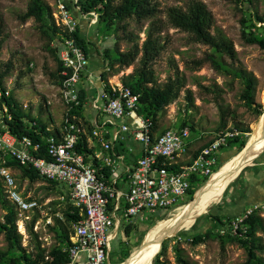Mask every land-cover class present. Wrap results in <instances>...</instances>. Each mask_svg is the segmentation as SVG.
Instances as JSON below:
<instances>
[{
	"label": "rangeland",
	"instance_id": "1",
	"mask_svg": "<svg viewBox=\"0 0 264 264\" xmlns=\"http://www.w3.org/2000/svg\"><path fill=\"white\" fill-rule=\"evenodd\" d=\"M45 1L53 10L52 0ZM119 1L114 0L115 3ZM155 1L159 9L157 17L162 22L158 36L163 44V49L152 65L156 82L163 84L169 76H174L176 70L185 78V87L178 98L158 112L156 132L159 133L166 128H179V124L184 121L190 126L192 145L198 148L215 137L218 132L227 128H234L241 132L247 128L250 131L242 133L239 141L231 142L236 151L229 157L222 159L220 152L217 153L218 161L213 167L216 171L207 178L205 183L201 181L193 186L195 191L191 197L185 194L178 203L169 208L157 209L152 213L144 211L142 215L131 217L128 223L132 227L128 235L123 230L126 223H124L121 212H118L121 222L116 234L109 240V252L105 264H131L148 244L161 221H173L181 211L189 209L192 204L203 198L214 177L223 171L240 151H238L240 143L245 141L246 144L253 131L252 127L258 125L264 116L263 112L258 114L255 107L260 103L264 110V48L258 43L247 41L251 35L264 36V29H257V26L261 24L256 19L257 15H264V0H202L213 15L211 31L228 37L236 50V58L231 60L222 56V64H226L229 69L231 66L244 68L257 78L251 106L246 104V100L241 97L243 89L241 80L229 71L218 72L214 69L207 57L211 50L206 45L193 41L187 32L166 23L165 9L170 6L183 5L187 0ZM28 2L29 0H0V20L3 31L0 73L4 72L8 64L10 65L9 71L2 77V87L9 91L22 111L30 115V118L50 126L59 124L62 115V107L55 97L59 85L57 81L59 53L56 52L52 34L43 31L34 18L22 17ZM77 13L78 15L74 14L78 21L83 19L88 21L84 37L90 42L88 48L91 58L96 49L101 53L108 49L113 58L115 46L122 51L128 50L135 43L140 46L145 39V30L150 21V19L137 21L134 18H126L111 28H106L105 24L98 22L93 15L83 16ZM91 18L95 22L89 23ZM253 22L256 23V27H252ZM123 25L125 29L122 28ZM197 60L201 61V65L195 68L194 62ZM137 65L138 59L129 67L109 74L108 79L122 82V77L130 74ZM108 68L106 67L105 70L112 72V69ZM117 68V65H114V69ZM99 71H102L101 63L92 65L89 62L84 72L89 76L83 75V82L87 84L90 81L94 82L95 85H90L94 96L102 89L98 78ZM186 88L192 91L193 96V103L189 107H187L185 98ZM47 100H51V104L48 105ZM221 110H224L225 114L226 124L224 126L220 121ZM4 111L0 107V125L3 122ZM125 122L129 123V120L125 119ZM261 140L264 142V133L252 143V151ZM134 145L139 144L134 143ZM262 149L264 150V147ZM249 157L245 165L232 171L224 183L216 189L211 201L198 209L196 214L189 215L184 220L182 228L161 233L151 264L163 242L166 245V255L163 260L167 264H179L176 259L175 246L182 248L184 257L194 264H247L245 248L232 237L239 234L230 230L221 234L220 229L231 223L235 217L241 216L246 208L252 206H247L238 213L233 211V203L240 191L245 192V187L246 190H251L252 194L254 191L260 192L264 197V189H262L264 180L260 173L256 174L258 167L251 166L252 160ZM258 159L259 157L254 159L253 164ZM12 172L20 190L26 196L34 197L41 204L40 210L29 212L25 226L33 214L38 212L33 230L38 236L40 246L48 249L57 245L59 238L54 229L55 218L58 217L65 224L69 235L71 232V224L64 216H61L65 203L59 200L60 193L57 189L62 190V188L57 186L51 189L49 182L42 179L30 182L22 177L20 169L16 167L12 168ZM251 176L252 180L249 181L248 177ZM242 185L243 188H241ZM122 187L125 189L126 184L123 183ZM257 204H263L257 212L264 220V202ZM221 205L226 206L227 208H224L229 213L222 209L218 212L217 209ZM4 213L5 210L0 203V221L3 220ZM18 232L22 234V246L29 252L34 250L35 242L28 235L26 228L23 232ZM180 232H183L182 236L177 235ZM195 234H201L202 240L194 243L191 237ZM258 234L264 239L263 233ZM7 250L8 244L4 233L0 232V262H2V254ZM261 255L264 257V254Z\"/></svg>",
	"mask_w": 264,
	"mask_h": 264
},
{
	"label": "built area",
	"instance_id": "2",
	"mask_svg": "<svg viewBox=\"0 0 264 264\" xmlns=\"http://www.w3.org/2000/svg\"><path fill=\"white\" fill-rule=\"evenodd\" d=\"M51 5L55 24L67 32L59 49L60 82L55 95L63 107L61 124L46 125L50 134L44 137L43 155H40L42 142L27 135L17 137L1 124L0 181L6 198L16 208V227L20 232L24 231L29 212L40 210L41 204L20 190L7 159L30 166L41 177L56 182L63 191L59 200L69 201L79 210V218L71 223L69 244L64 248L68 260L62 264H105L109 240L116 234L112 230L121 222L118 212L124 223L129 224L131 217L144 211L152 213L175 205L187 194L195 178L209 177L214 172L218 151L245 132L234 128L222 130L189 161L183 162L181 158L187 154L191 140L189 126L155 132L152 119L138 112L140 94L122 82L101 80L99 75L102 89L94 97L93 105L103 120L86 129L79 115L72 112L82 105L80 88L83 75L89 76L84 72L90 57L72 35L78 28L74 13L93 15L95 19L97 14L82 13L76 0H71V4L52 0ZM92 22L95 20L91 18L89 23ZM4 94L9 95V91ZM51 102L47 100L48 105ZM2 109L9 118L5 105ZM111 126L116 130L110 135ZM82 136L90 151L77 149ZM130 137L141 143L142 154L119 174L116 159H122L123 154L115 153V146ZM127 150L132 148L129 146ZM120 182L126 184L125 189ZM262 206L254 204L246 208L241 216L222 226L220 233L230 230L241 235L246 229L245 218Z\"/></svg>",
	"mask_w": 264,
	"mask_h": 264
},
{
	"label": "trees",
	"instance_id": "3",
	"mask_svg": "<svg viewBox=\"0 0 264 264\" xmlns=\"http://www.w3.org/2000/svg\"><path fill=\"white\" fill-rule=\"evenodd\" d=\"M76 5L80 11L84 14L94 11L97 13V21L104 23L106 28H111L116 23L121 22L126 18H134L137 21L150 19L149 24L145 30V39L138 46L137 43L133 44L128 50L122 51L118 47H114L113 58L109 53V50H104L101 53L96 49L97 54L101 58L102 71L99 72L101 80H107L109 74L118 72L123 68H127L138 59V65L127 76L122 77L124 85L129 86L134 92L140 94L138 112L146 117L150 116L153 122V129L156 132L158 112L163 110L166 105L174 101L180 95L181 90L185 87V78L182 74L176 70L174 76H169L168 80L163 84H158L155 79L153 62L163 49V44L160 42L158 31L161 29L162 22L158 19L157 13L159 11L158 4L155 0H120L115 3L114 0H76ZM166 23L174 28H178L187 32L191 39L195 42L206 45L211 53L207 55L212 63L214 69L218 72L229 71L235 77L241 80L243 89L241 92L242 99L246 100V104L251 106L253 104V95L255 92V84L257 78L250 72L241 67H229L226 64H222L221 57L226 56L231 60L236 58V50L233 42L222 33H213L211 28L213 26V15L208 9L207 5L202 0H187L183 5L170 6L165 9ZM23 18H34L43 31H48L53 36V42L56 45V52L59 53L60 44L63 38L67 36V32L55 24L52 16V9L45 0H29L26 11L22 14ZM258 23H264V15L256 16ZM252 27H256V23L253 22ZM125 29L124 25L122 26ZM257 29H264V24L257 26ZM2 21L0 20V49L3 43L2 35ZM84 51L89 55L90 49L88 42L83 36H81L79 28L72 34ZM250 43H258L264 48V36L251 35L247 38ZM59 59V58H58ZM57 68V81L60 82L59 70L61 69V61L58 60ZM195 68L201 65V61L194 62ZM114 65H117V69H114ZM108 69H112V72H107ZM10 65L8 64L4 72L0 73V107L6 106V115L3 116L2 124L7 129L16 135L21 137L22 135L30 136L33 140L42 142V149L40 155L44 154L43 140L44 137L50 132L45 130L46 124L38 120H33L30 115L24 113L16 100L9 94L5 95V89L2 87V77L9 71ZM81 100L82 94L80 93ZM185 98L187 100V107L192 105L193 96L192 91L188 88L185 89ZM256 111L258 114L263 112L261 104H257ZM82 105L73 109L72 112L80 114ZM220 121L223 126L226 124L224 110L220 111ZM50 119V117H49ZM35 122V124H33ZM186 126L183 121L179 124V127ZM189 126V125H187ZM190 128V126H189ZM250 130H242V132H249ZM240 138H236L235 141H239ZM245 145V141L240 143L241 150ZM77 149L80 151H90L87 149V143L85 136L77 143ZM12 168H19L23 178L28 179L30 182H34L38 179L49 182V188L54 189L59 185L56 182L48 181L41 177L35 169L27 165H20L18 162L7 159L6 162ZM216 171V170H214ZM207 177L195 178L192 181L191 187L187 194L191 197L194 194L195 186L197 183H205ZM58 193H62V190H58ZM0 203L5 210L3 220L0 221V232L4 233L5 239L8 244V250L2 254V262L0 264H62L68 260L67 252L64 250L69 244V233L65 224L57 217L55 218V231L58 233V244L46 249L40 246V242L37 240V234L33 230L34 223L38 217V212L34 213L31 220L26 224L25 228L28 235L32 238L34 243V250L27 251L21 244V237L16 227V208L14 204L6 198L3 190V186L0 181ZM65 208L61 216H64L66 220L71 224L74 220L79 218V210L71 204L69 201H64ZM244 223L246 225L245 232L241 235L232 236L247 252V264H264V220L262 216L257 212H253L245 218ZM132 225L126 224L124 231L128 235ZM182 236L183 232L177 234ZM194 243L202 240L201 234H195L191 237ZM176 259L179 264H194L190 260L184 257L182 248L175 246ZM166 255V245L163 242L160 250L155 255L152 264H167L163 257Z\"/></svg>",
	"mask_w": 264,
	"mask_h": 264
},
{
	"label": "crops",
	"instance_id": "4",
	"mask_svg": "<svg viewBox=\"0 0 264 264\" xmlns=\"http://www.w3.org/2000/svg\"><path fill=\"white\" fill-rule=\"evenodd\" d=\"M69 1L66 0V2L68 4H71V1L70 2ZM76 15H78V13H76ZM87 22L88 21H86L85 19L78 21V28H79L81 36H83V37H84V34H85L86 23ZM92 55H93L92 58L89 57V62L92 65L100 64L101 63L100 62L101 58H100V55L97 54V51H94V53ZM93 83L94 82H91V81L88 84L83 82V84H82V86L80 88V93L82 94L83 100H82V109L80 110V114H79V120H80V122H82L84 124V126L88 130L90 129L91 126L94 125L95 122L100 123L103 120V116H101V114H99V111L93 105V100H94L95 96L93 95L92 87L90 86V85H95ZM59 105L61 106V104H59ZM62 114H63V107H62ZM61 118H62V115H61ZM60 124H61V122L59 124H55V126L59 127ZM115 130H116V128L114 126L109 127V134L111 135ZM134 143H138L139 145L135 146ZM206 143H208V142H206ZM192 144H193V140H190L189 147H188V152H187V154L185 156H182L181 161H183V162L189 161L191 159V157H193L195 155V151L200 148V147L194 148V146ZM205 144H203V145H205ZM231 144L232 143H230L227 147H225V148L221 149L220 151H218V152H220V156H221L222 159H226L231 154H233V152L236 151L235 149H233L234 147H232ZM129 146L132 148L131 151L127 150V148ZM263 147H264V142L261 140L254 147V150L251 151L250 157H251V160H252L251 166L258 167V170L256 171L257 172L256 174L258 175V173H260L262 179L264 180V150H262L258 154V156L254 157ZM115 153L120 154V155L123 154V158L122 159H118V158L116 159L117 163H118V171H121L119 173V174H121L123 172L125 166L133 165L135 163L136 159L139 156H141V154H142V145H141V143L133 140L130 137V138H127L121 144H118L117 146H115ZM257 157H259V159L253 164L254 159H256ZM217 159H218V157H217ZM248 180L249 181L252 180V176L250 178L248 177ZM122 184H123V182H120L119 185L122 187ZM241 188H243V185L241 186ZM262 189H264V185H262ZM250 192L252 194V191L251 190H246V187H245V192L244 191H240L239 192V195L236 198V201L235 202L233 201L234 202L233 203L234 204L233 211H236L235 213H238V212L242 211L247 206L264 202V197L262 196V194L260 192L258 193V192L254 191L252 195L249 194ZM234 194H235V192H234ZM224 207L227 208L226 206H224ZM224 207L222 205L219 206V208L217 209L218 212L220 211L219 209H222L223 211L225 210V212L229 213V211L227 209H225ZM124 228H125V226L123 227V230H124ZM117 229H118V226L114 227L112 232L113 233L116 232Z\"/></svg>",
	"mask_w": 264,
	"mask_h": 264
},
{
	"label": "bare ground",
	"instance_id": "5",
	"mask_svg": "<svg viewBox=\"0 0 264 264\" xmlns=\"http://www.w3.org/2000/svg\"><path fill=\"white\" fill-rule=\"evenodd\" d=\"M252 128L253 131L250 133L245 146L232 158L226 168L214 177L207 188V192L204 193L203 198H201L197 203L192 204L189 209L181 211L178 217L173 221H161L148 244L144 247L141 254L131 262V264H151L152 256L155 253V248L158 244L161 233L166 230H178L182 228L184 220L188 218L189 215L196 214L198 209L202 208L207 202L213 199L216 189L224 183L230 173L238 170L242 165L246 164V161L252 151V143H254L264 133V116L260 119L259 124L253 126Z\"/></svg>",
	"mask_w": 264,
	"mask_h": 264
},
{
	"label": "water",
	"instance_id": "6",
	"mask_svg": "<svg viewBox=\"0 0 264 264\" xmlns=\"http://www.w3.org/2000/svg\"><path fill=\"white\" fill-rule=\"evenodd\" d=\"M263 113H264V110H263ZM262 150H263V149H262ZM262 150H261V151H262ZM261 151H259L254 157L258 156V154H259ZM195 195H196V193H195ZM199 214H201V213H199ZM199 214H197V215H199Z\"/></svg>",
	"mask_w": 264,
	"mask_h": 264
}]
</instances>
